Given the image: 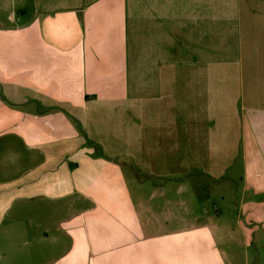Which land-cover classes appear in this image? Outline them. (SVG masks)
<instances>
[{
	"label": "crops",
	"instance_id": "crops-1",
	"mask_svg": "<svg viewBox=\"0 0 264 264\" xmlns=\"http://www.w3.org/2000/svg\"><path fill=\"white\" fill-rule=\"evenodd\" d=\"M9 156L24 201L79 187L64 198L71 250L56 264H228L223 249L264 229V0H0ZM151 157L165 171L197 168L231 208L191 220L171 197H135L125 166Z\"/></svg>",
	"mask_w": 264,
	"mask_h": 264
},
{
	"label": "rangeland",
	"instance_id": "rangeland-1",
	"mask_svg": "<svg viewBox=\"0 0 264 264\" xmlns=\"http://www.w3.org/2000/svg\"><path fill=\"white\" fill-rule=\"evenodd\" d=\"M139 101L143 103L142 97ZM140 107H136V117L141 115L139 123L136 122L138 127L134 132L136 142L130 145L135 152H141L144 148L143 106ZM187 113L188 111H186ZM111 139L113 140L111 136L109 138L105 136V140ZM84 140L75 144L86 145ZM115 140L120 142V146L125 143L123 138ZM87 145L90 146L88 142ZM102 152L104 153V149L99 145L93 149L92 153L95 156H101ZM140 155L142 157V153ZM117 156L120 160L127 157L123 154ZM14 157H3L0 160V264H56L71 250V247L68 246L71 240L68 234L70 230L59 224V221H62L63 218L66 219L65 217L70 211L69 205L73 201L70 199L65 201L64 198L66 199V196L71 194L78 195L79 187L74 185L57 186V189L53 190V194L56 196L53 199L24 201L21 193L25 194L22 192V183L26 181V176L21 175L16 167ZM39 158L42 161L44 155L42 154ZM172 159L173 157L169 156V161ZM67 162L70 163L69 159ZM146 162H148L147 165L145 159H142L137 165L125 166V173L132 176L129 184L135 197L144 196L147 200L152 201L150 203L158 202V199L164 201L165 196L171 197L170 200L178 208L180 214L183 217L188 216L191 220H195L194 216L202 218L214 214L215 205L217 207L229 205L231 208L230 202L220 200L223 190L219 189L217 183L216 186L212 185L213 182L210 183L207 177L199 174L197 168L179 171L175 165H172L170 169L165 171L166 169L163 168L159 158L155 160L151 157L146 159ZM153 162L156 166L152 169ZM175 170L177 171L175 174L168 173ZM73 176L75 175L73 174ZM225 196L233 200L237 199L234 193H228ZM249 197L250 199L255 198L253 194ZM135 203L138 205L137 201ZM88 206L90 208V204ZM239 206L240 202L233 209ZM241 209L247 212V209L242 208V206ZM246 216V219L250 218L247 214ZM148 218L152 217L149 216ZM228 219L226 217L224 221L229 223L231 219L229 222ZM234 222L235 220H232V226L238 229L239 226L234 225ZM246 222L250 223V219ZM47 229H49L48 239L44 232ZM257 230L258 243L253 240V244L250 243L245 246L244 240L238 237L239 243L235 249L232 251L222 250L226 260L229 261L230 259L228 264H264V229L262 232L257 227ZM53 237L58 238L53 239ZM59 239H61L60 242H57ZM261 239L263 240L262 246Z\"/></svg>",
	"mask_w": 264,
	"mask_h": 264
}]
</instances>
